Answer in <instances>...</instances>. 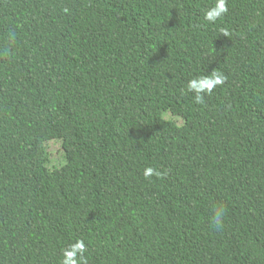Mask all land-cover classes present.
I'll use <instances>...</instances> for the list:
<instances>
[{"label":"trees","instance_id":"trees-1","mask_svg":"<svg viewBox=\"0 0 264 264\" xmlns=\"http://www.w3.org/2000/svg\"><path fill=\"white\" fill-rule=\"evenodd\" d=\"M215 3L0 0V264H264V0Z\"/></svg>","mask_w":264,"mask_h":264},{"label":"clouds","instance_id":"clouds-1","mask_svg":"<svg viewBox=\"0 0 264 264\" xmlns=\"http://www.w3.org/2000/svg\"><path fill=\"white\" fill-rule=\"evenodd\" d=\"M228 0H216L213 7H210L204 15V19L210 23H215L228 13ZM221 32L227 36L229 35L226 29H221ZM227 80V76L219 70H213L207 76H199L188 80L187 90L195 93V102L197 104L204 103V96L211 95L214 88L223 85ZM145 179L152 177H161L163 173L153 167H146L143 171ZM225 208L217 206L213 210L212 223L217 227L221 226L225 216ZM87 246L83 239H77L74 243L62 251V259L60 264H87V257L85 253Z\"/></svg>","mask_w":264,"mask_h":264},{"label":"rangeland","instance_id":"rangeland-1","mask_svg":"<svg viewBox=\"0 0 264 264\" xmlns=\"http://www.w3.org/2000/svg\"><path fill=\"white\" fill-rule=\"evenodd\" d=\"M48 155L50 156V164L59 162L62 155V149L59 141H51L48 143Z\"/></svg>","mask_w":264,"mask_h":264}]
</instances>
